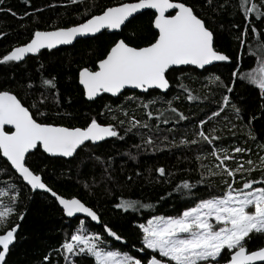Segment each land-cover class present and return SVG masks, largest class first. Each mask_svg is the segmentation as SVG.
<instances>
[{
    "label": "snow or ice",
    "instance_id": "snow-or-ice-1",
    "mask_svg": "<svg viewBox=\"0 0 264 264\" xmlns=\"http://www.w3.org/2000/svg\"><path fill=\"white\" fill-rule=\"evenodd\" d=\"M2 2L3 0H0V3ZM80 2L82 0H69L70 4ZM207 3L211 5L212 0H207ZM224 7L225 5H220V8ZM233 7L238 8L244 18L243 30L235 38L242 51L235 61L216 48L215 30L209 27L206 18L198 14L196 6L190 5L187 0H118L116 4L106 6L99 14H90L91 7L86 9L85 13L81 14L85 17L83 21L74 25L57 26L50 31H34L28 42L12 47L0 57V65L22 62L29 54L36 55L41 49L72 44L77 38L94 39L104 30L110 33L120 32L135 14L144 9H151L154 10L151 25L155 35L148 42L143 46L133 43L132 41L138 38L135 33L123 36L111 43L106 52L96 60L94 67L79 69V84L83 87V94L88 101H94L102 93L116 96L129 87L145 93L149 89L167 91L170 87V70L184 65L206 69V66L214 62L234 63V70L230 75L231 86L227 87L228 93L235 90L239 81L242 86L257 89L261 101H264V29H258L253 21V17L255 21L264 20V0H238V5ZM12 14L16 15L14 12ZM232 27L239 29L240 25L234 24ZM249 31L254 38L252 45L247 44ZM246 45L247 54L253 58L254 64L248 70H240ZM209 82L218 86L223 84L219 75H210ZM41 85L46 91L55 90L56 77L42 79ZM28 88L34 89V85L29 83ZM49 98V95L41 92L38 100L26 106V101L12 90H0V156L6 158V162L32 191L42 190L50 194L61 206L66 217L84 214L91 221L100 223V214L81 199L75 196L65 198L50 187L42 177L43 170L37 172L29 166L28 156L33 155L34 151L42 150L49 156L68 158L77 154L78 149L85 147L86 142L98 145L107 138L123 137L119 136L116 124L98 122V116L104 113L92 117L82 127L56 123L55 117L49 122V114L41 111V108L48 104ZM187 99L191 101L198 97L189 92ZM56 102L59 103L58 100ZM156 102V99H152L142 102L141 106L147 110ZM167 104V109L158 110L155 117L158 122L188 119L172 106V101H167ZM229 105L239 117L241 109L231 103L229 95H224L218 111L212 112L209 119L219 117ZM260 108L264 110V102ZM111 111L109 107L108 112ZM124 115L128 116L126 110ZM146 115L149 120L153 118V112L150 110ZM256 118L253 116L249 119L246 127ZM112 119L116 120V117L113 116ZM125 123V120L118 121L121 127ZM206 123L204 119L199 121L200 130L194 133L198 139H181L179 145H213L208 155L214 158L216 164L210 167L201 163V178L197 183L203 184L208 178H219L220 183L217 185L209 182L207 187L210 191L205 196H196L191 206L184 207L177 214H152L145 222L137 225L142 245L139 251L150 250L152 255L148 256L146 252L144 258H137L127 251L110 247L103 236L90 231L86 221L81 219L70 237H66L55 250L63 256L65 264H77V257L92 258L94 264H142L144 259L146 264H220L222 259L225 264H264V246L255 250L249 247L255 237L264 238V155H259L258 163L252 158L238 161L237 155L242 156L251 152V149L241 146H232L231 150L227 147H216L215 144L221 137L212 134L215 132L214 128L206 133L203 130ZM127 124L125 132H130L133 128L152 127L147 120L141 122L135 116L129 117ZM6 126H11V129L6 130ZM235 127L236 125H232V129ZM232 135L235 136L236 133L232 131ZM248 135L253 140L256 139L250 127ZM141 140V145H135L136 148L152 146L155 143L152 135L147 138L142 136ZM179 145L171 143L173 147ZM259 147L264 150V145ZM130 158L135 160L136 156L130 155ZM202 158L206 157H196L197 161ZM96 159L99 160L100 157ZM232 164H235V167H232ZM155 171L161 177L167 174L164 167ZM255 171L260 172L259 179L252 177ZM127 179L131 181L132 177ZM85 187L88 185L85 184ZM194 188L196 184L185 179L176 185L174 191L195 196ZM160 199L164 200L165 197L161 196ZM18 200L19 190L15 186H11V191L0 188V264H7V256L17 240L19 221L25 217L24 212H16ZM115 208L125 212H140L151 210L154 205L121 198ZM14 214L18 216V220L9 227L10 217ZM104 231L116 241L122 239L106 223ZM225 252L228 253L227 258L223 255ZM50 255L51 253L43 257L45 264H50Z\"/></svg>",
    "mask_w": 264,
    "mask_h": 264
},
{
    "label": "trees",
    "instance_id": "trees-1",
    "mask_svg": "<svg viewBox=\"0 0 264 264\" xmlns=\"http://www.w3.org/2000/svg\"><path fill=\"white\" fill-rule=\"evenodd\" d=\"M117 2L118 0H82L78 4H70L69 0H3L0 3V57L12 47L28 42L36 30L74 25L83 21L85 17L81 14L86 9L91 7L90 14H99L106 6ZM187 2L195 5L198 14L206 18L209 27L215 30L216 48L235 61L242 51L235 38L240 35L244 25L241 12L233 7L238 5V0H212L211 5L207 0ZM222 4L225 5L224 8H220ZM13 12L16 13L15 16ZM153 18L154 12L144 11L126 22L120 32L103 31L94 39H79L70 46L42 50L34 56L28 55L22 62L0 65V90H12L26 101V106L38 100L41 92L49 95L48 104L41 108V111L49 114V122L55 117L56 123L82 127L92 117L104 113L98 116V122L116 124L119 136L123 137L107 138L98 145L86 142L85 147L78 149L77 154L67 159L49 157L42 150L34 151L33 155L28 156L29 166L37 172L42 169V177L50 187L65 198L75 196L81 199L100 214V223L82 217L66 218L52 197L47 193L32 191L0 156V188L11 191V186H15L19 190L16 212L25 213L24 219L19 221L17 240L7 256V264H45L43 257L49 253L50 264H65L63 256L55 250L66 237H70L81 219L86 221L90 231L103 236L110 247L127 251L137 258H144L146 252L148 256L152 255L150 250L139 251L142 245L137 225L145 222L152 214H177L184 207L191 206L196 196H205L210 191L207 187L209 182L217 185L220 183L219 178H208L203 184L197 183L201 178L200 164L210 167L216 164L214 158L208 155L213 145H179L181 139H198L194 133L200 130L201 119L207 121L203 126L206 133L214 128L215 132L212 134L221 137L216 142V147L231 150L232 146H241L251 149V152L242 156L237 155L238 161L252 158L258 163L259 155H264V150L259 147L264 145V110L260 108L264 101H261L257 89L242 86L239 81L232 93L227 92V87L231 86L230 75L234 70V63L221 62L201 71L190 66L174 68L168 73L170 87L164 93L158 90H149L147 93L125 91L115 98L106 95H101L94 101L84 98L77 81L79 69L94 67L96 60L106 52L111 43L123 36L135 33L138 38L132 42L143 46L155 35L151 25ZM253 21L258 29H264V20L255 21L253 17ZM234 24L240 25V28H233ZM247 44H254L251 31ZM243 52L240 70H248L253 66L254 60L247 54V45ZM210 75H219L223 84L218 86L210 83ZM53 76L56 77L57 88L46 91L41 80ZM29 83L34 85V89L28 88ZM189 92L198 99L188 100ZM224 95H229L231 103L241 109L240 116L237 117L229 105L219 117L209 119L212 112L218 111ZM152 99L157 102L150 109L146 110L141 106L142 102ZM167 101H172V106L188 119L158 122L155 117L158 110L168 108ZM109 107L111 112H108ZM125 110L128 116L124 115ZM149 110L153 112L151 120L146 115ZM57 113L61 115L57 116ZM65 113L70 115H64ZM113 116L116 120L112 119ZM131 116L141 122L147 120L151 129L141 127L125 132L127 120ZM253 116L257 118L246 127ZM119 120L126 121L123 127L119 126ZM232 125L236 127L232 129ZM249 127L255 140L248 135ZM229 129L236 135L233 136ZM148 135H152L154 145L136 148L135 145L142 143L141 137L147 138ZM172 142L179 146H171ZM130 155L136 156V159H131ZM197 156L206 158L197 161ZM96 157L100 159L97 160ZM231 166L235 167V164ZM159 167L166 169L164 177L155 171ZM129 176L132 177L131 181L127 179ZM252 177L259 179L260 172H253ZM239 178L238 174L237 179ZM185 179L196 184L193 189L195 196L174 191L176 185ZM161 196L165 199L161 200ZM121 198L152 203L154 208L125 212L115 208ZM5 201L7 202V198ZM17 220L18 216L14 214L10 217L8 226L11 227ZM105 223L122 237L120 241L108 236L104 231ZM259 246H264V238L255 237L249 245L251 250ZM223 255L228 257L227 252ZM75 259L77 264H94L92 258ZM142 264H146V259L142 260Z\"/></svg>",
    "mask_w": 264,
    "mask_h": 264
},
{
    "label": "water",
    "instance_id": "water-1",
    "mask_svg": "<svg viewBox=\"0 0 264 264\" xmlns=\"http://www.w3.org/2000/svg\"><path fill=\"white\" fill-rule=\"evenodd\" d=\"M148 10H150V11H152V12H154V10H151V9H144V10H141V13L142 12H144V11H148ZM138 14H140V13H138ZM138 14H135V16L136 15H138ZM174 14V13H173ZM134 16V17H135ZM131 19V18H130ZM51 30H53V29H51ZM41 31H50V30H41ZM104 31H107V30H104ZM108 33H110L109 31H107ZM112 33H117V32H112ZM98 35V34H97ZM79 39H84L83 37H81V38H77L75 41H73V43L72 44H74L77 40H79ZM72 44H68V45H58L56 48H53V49H41V51L42 50H48V51H50V50H54V49H57V48H60V47H66V46H70V45H72ZM29 55H32V54H29ZM37 55V54H36ZM32 56H34V55H32ZM218 63H221V62H214L213 64H211V65H208V66H206V68H209V67H211V66H213V65H215V64H218ZM184 66H190V67H192V68H195L196 70H198V71H201V70H203V69H198V68H196L195 66H192V65H184ZM180 67H183V66H179L178 68H180ZM77 81H78V84H79V79H78V76H77ZM79 86L82 88V90H83V87L79 84ZM149 90H158V91H160L161 93H164V92H166V91H164V90H160V89H149ZM125 91H137V92H140V93H145V92H143L142 90H140V89H134V88H125V89H123L122 90V92H121V94L123 93V92H125ZM101 95H106V96H110V97H113V98H115V97H117V96H119L120 94H118V95H116V96H113V95H111L110 93H102ZM100 95V96H101ZM100 96H98V97H100ZM97 97V98H98ZM84 98L86 99V97L84 96ZM87 100V99H86ZM88 101V100H87ZM11 129V126H6V130H10ZM45 155H47V156H49L48 154H46V153H44ZM2 157V156H1ZM49 157H53V156H49ZM55 157H58V158H63V159H67V158H65V157H59V156H55ZM3 158V157H2ZM68 158H70V157H68ZM4 160H6V158H3ZM9 166H10V164H9ZM11 167V166H10ZM12 169V168H11ZM13 171H14V169H12ZM15 172V171H14ZM17 176H18V174L17 173H15ZM19 177V176H18ZM21 179V178H20ZM22 180V179H21ZM23 182V181H22ZM25 185H26V183L25 182H23ZM29 187V186H28ZM30 188V187H29ZM36 191H38V192H43V193H46V192H44V191H42V190H36ZM48 194V193H47ZM49 196H50V194H48ZM51 197V196H50ZM53 198V197H52ZM54 199V198H53ZM55 200V199H54ZM56 202V201H55ZM57 203V205H58V207L62 210V208H61V206L58 204V202H56ZM63 212V211H62ZM64 214V213H63ZM65 216V215H64ZM66 217V216H65ZM76 217H82V218H87L88 220H91L89 217H86L84 214H76V216H74V217H72V218H68V217H66V218H68V219H73V218H76ZM93 222H95V221H93ZM220 264H225V262H220Z\"/></svg>",
    "mask_w": 264,
    "mask_h": 264
}]
</instances>
